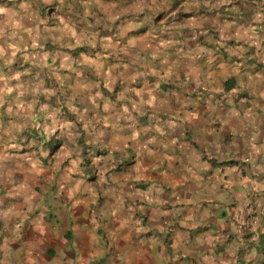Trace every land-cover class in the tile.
Returning a JSON list of instances; mask_svg holds the SVG:
<instances>
[{"label": "crops", "instance_id": "1", "mask_svg": "<svg viewBox=\"0 0 264 264\" xmlns=\"http://www.w3.org/2000/svg\"><path fill=\"white\" fill-rule=\"evenodd\" d=\"M0 9V264L264 260V0Z\"/></svg>", "mask_w": 264, "mask_h": 264}, {"label": "built area", "instance_id": "2", "mask_svg": "<svg viewBox=\"0 0 264 264\" xmlns=\"http://www.w3.org/2000/svg\"><path fill=\"white\" fill-rule=\"evenodd\" d=\"M252 221H253V224L257 223V217L256 215L253 214L252 216Z\"/></svg>", "mask_w": 264, "mask_h": 264}, {"label": "trees", "instance_id": "3", "mask_svg": "<svg viewBox=\"0 0 264 264\" xmlns=\"http://www.w3.org/2000/svg\"><path fill=\"white\" fill-rule=\"evenodd\" d=\"M241 264H244V263H241ZM250 264H252V263H250ZM260 264H264V260H262V261L260 262Z\"/></svg>", "mask_w": 264, "mask_h": 264}, {"label": "clouds", "instance_id": "4", "mask_svg": "<svg viewBox=\"0 0 264 264\" xmlns=\"http://www.w3.org/2000/svg\"><path fill=\"white\" fill-rule=\"evenodd\" d=\"M4 11V9H0V12H3Z\"/></svg>", "mask_w": 264, "mask_h": 264}]
</instances>
